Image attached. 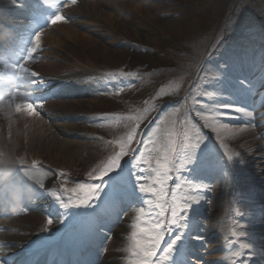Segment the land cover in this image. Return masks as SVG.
Wrapping results in <instances>:
<instances>
[{
	"label": "rangeland",
	"instance_id": "374dc122",
	"mask_svg": "<svg viewBox=\"0 0 264 264\" xmlns=\"http://www.w3.org/2000/svg\"><path fill=\"white\" fill-rule=\"evenodd\" d=\"M86 1L95 3L97 10L77 3L64 8L66 0H59L55 13L66 20L56 23V29L47 22L36 31L40 34V56L27 67L38 80L41 77L50 87L59 84L62 90L46 100L34 101L37 116L44 122H48L46 117L68 116L58 122L53 134L65 140L63 131L67 129L74 136L69 140L94 148L86 147L82 158L62 170L50 166L41 146L31 149L21 144L14 151V155L26 152L30 158L33 153L38 161L29 168L50 178L40 197L41 210L15 215L22 220L21 231L39 241L61 240L70 245L80 238L76 227L96 206L117 202L122 204L121 223L115 225L121 231L115 227L104 235L96 264H130L131 225L137 209L147 207L132 173L144 169L141 174L147 179L142 183L150 185L156 177L153 169L157 158L168 139L174 137L178 144L183 140L189 147L176 161L182 170L169 173L173 179L167 184L165 199L171 202L175 190L177 203H183L186 193L200 200L188 213L190 228L186 232L173 229L174 234L183 232L178 243L199 254L204 264H210L209 260L223 249V238L239 240L234 249L246 257L254 249L264 253V93L257 97V92L264 90V0ZM102 1L115 4L105 7ZM108 16L112 23L104 21ZM10 17L4 13L0 25L1 20L12 22ZM22 23L33 25L27 19ZM32 39L28 49L35 46ZM251 78L252 84L240 83ZM38 80L29 92L45 94ZM235 108L243 110L237 112ZM200 138V147L192 148ZM122 148L128 155L104 178L106 187L94 208L67 209L57 217L44 213L51 209L53 194L65 199L70 194L62 188L71 189L77 182L95 183L89 173L102 169ZM202 178L209 182L200 191ZM187 182L198 191H190ZM11 218L13 215L0 220ZM49 218L53 219L51 224ZM241 220L249 222L243 236L239 235ZM69 222L74 228L67 231L70 239L63 241L59 237L65 230L56 229L58 224ZM241 238L247 241L240 242ZM241 244L249 246L242 248ZM0 251L4 252L2 248ZM257 256L256 251L252 257Z\"/></svg>",
	"mask_w": 264,
	"mask_h": 264
},
{
	"label": "bare ground",
	"instance_id": "6f19581e",
	"mask_svg": "<svg viewBox=\"0 0 264 264\" xmlns=\"http://www.w3.org/2000/svg\"><path fill=\"white\" fill-rule=\"evenodd\" d=\"M17 1V5H12L7 0H0V8H5L6 12L8 13L12 12L14 19L17 20L14 24H12L14 31H21V29L23 30V26H25L20 20L23 17L21 14H19L20 6L31 9L32 11H29V13L31 14L36 8V5L51 8L53 11H55L56 8H60V5H58L59 0ZM76 3L80 7H84L87 10H91L93 12L97 10V5L95 3L90 1L88 2L86 0H76L75 3H72L71 0H66V3L63 5V7L66 8L68 5H75ZM101 3L105 7H111L115 4H109L108 2L107 4L103 3V1ZM48 11H43L45 12V15L43 17H46L49 20L51 19V17L49 16L51 14V11ZM3 13L4 12H0V14ZM104 21L106 23H112V18L110 16H108V18L105 17ZM51 26H53L54 29H56L57 27L55 26V24H51ZM58 27L59 29L62 28V26ZM35 28V26L27 27L26 32H28L29 34H26V36H13L10 42H13V45H10L6 40L3 41V46L6 48L7 53L9 52L11 54L10 56H12L9 61L4 56L5 52L1 50L2 40L0 41V87L6 84L3 79V74H13L16 77V82H18L21 86L20 90L22 91V93L19 92L15 94L14 91H12L14 86H11L9 87V89H7V91L9 92L5 93L6 95H9V97L7 99L6 97L0 98V103H3L0 105V195L7 194V197H5L4 199L5 201H8L9 204H11L12 202H17L18 204H26L29 203L28 200L32 195L36 194L41 196L42 193H44V187L47 185L50 179L49 176L44 174L42 171H37L35 169L33 170L29 168L32 165V162L38 161V158L35 157L33 153L31 158L26 152L24 154H13L21 144L26 145L31 149H36V145H38L39 147L41 146L43 149H45L49 157L48 163L54 170L67 169L70 164L74 163L77 159L82 158L81 155H84L86 147L94 148V146L85 144V142L69 140V138L72 139V137L74 136H70L67 129L63 131V135L64 137H66L65 140L60 141V138L57 135L53 134L52 130L59 127L58 122L60 120L67 119L68 116L60 118L55 116H45V120H47L48 122H44L37 115L29 116L23 111L19 113L15 111L14 105L16 103H24L26 101L30 102L28 101L26 92L34 89L32 88L33 83L38 80V77L31 76V73L29 71L25 73L20 69V67L16 66L17 62H19L20 60H24L23 65L24 67H27L29 63H36L35 61L39 58L40 53L36 51L35 53H33V58H30L27 60V62H25L24 58L28 55V51L30 50V48L26 51L25 54L24 52L20 51L30 35H32L31 38H34L36 32L34 34L32 33L33 29ZM1 31L2 30H0V35ZM40 50H42V48H40ZM39 81L43 86H45L44 89L47 90L46 93H49L50 91L62 92V90L59 89V84L53 83L54 85L50 87L48 86V83L41 77L39 78L38 82ZM11 83L13 82L7 84L9 85ZM240 83L251 84L253 83V78L243 79V82ZM46 87H50L51 89H47ZM263 93L264 90H259L257 92V97H260ZM24 96L27 97L25 98ZM34 96H36V94H31L29 95V98L32 99L31 97ZM18 98H20L21 100ZM12 117L15 118L11 119ZM205 174L207 175L208 172H206ZM21 178H23V180H21ZM26 181H28L27 184H25ZM206 182L209 181H207L205 178H202V180L198 182L199 184H201L199 185L201 186L200 191L206 189L207 185H204ZM55 196L57 195L53 194V198H51L52 207L54 208V211H51V213H53L54 216L57 217L60 214L61 209H59L60 203L58 200H56ZM5 201L3 200L0 202L4 203ZM56 202L57 204H55ZM30 206L35 207V201H31ZM121 206L122 204H114L110 207L106 205V207H104L105 211L102 209V206L100 208L99 206H96V209L91 211V213L94 215V218L92 216L90 217V219L92 218V220L94 221L95 227L91 229L84 224H80L77 227L80 233V239L75 240V242L73 241L72 245H66L71 246L72 248L70 258H67V256L64 254L66 253V246H64V250L60 249V252L57 254L58 247L61 248V245H59L57 241H38L33 234H24L19 228L22 220L19 217L15 216L10 221L0 222V227H5L4 230L0 231V242L5 243L4 250L7 251L5 254L19 250L32 251L34 248H38L41 246V253H43L44 255H48V257L34 255L33 257H35L39 261V264H92L91 262H93L94 259L93 255L90 258L89 254L86 255L85 253L90 250V248L98 249L99 247H97V245L101 242V239L104 236L103 233H105V231L107 232L113 226L116 227L115 229L118 232L121 231V228H119L120 226L118 227L115 225L118 221L116 213H118V209H122ZM6 207L7 206H5V208ZM113 220L115 221L113 222ZM110 222H113L111 226H109V224H111ZM119 222L121 223V221ZM248 223V221H245L242 224L243 227L246 228L248 226ZM186 224V229H182V231L184 232H186L190 228L189 220H186ZM68 225L70 227L73 226L70 222L63 225L60 223L58 224L56 231L61 232L62 229L64 231L65 227H67ZM67 231L71 232V230ZM69 232H65L64 235H61V238H63L64 240L70 239L71 233ZM74 237L76 238V235ZM225 239L228 238L222 239L223 241L221 242V246L222 248H227L226 250H228L232 246V243H229L228 246L226 242H224ZM230 239L232 240V238ZM177 244L178 245H176L175 247L171 264H204L200 255L190 254L185 246L179 243ZM254 251H257V254H259V256L255 257L256 259H252L251 257H243V254H239L237 256L238 253L236 249L231 251V253L226 256L227 251L225 253L224 249H220V252L217 254V256L213 257V259H210L209 261L210 263L215 264H220L221 262H228L231 264H264V253L259 251L258 249H254L253 253ZM16 257L18 258L19 256ZM29 258H31L29 255L21 256V258L17 261H14L13 264H28ZM38 261H35V263H38ZM108 264L118 263L113 262Z\"/></svg>",
	"mask_w": 264,
	"mask_h": 264
},
{
	"label": "snow or ice",
	"instance_id": "6c2138e0",
	"mask_svg": "<svg viewBox=\"0 0 264 264\" xmlns=\"http://www.w3.org/2000/svg\"><path fill=\"white\" fill-rule=\"evenodd\" d=\"M75 3L76 0H71ZM66 17L62 16L58 12L51 16L48 21L50 24H56L63 22ZM40 34L37 32L33 38L34 47L28 51V55L24 58L25 62L28 59L33 58V53L39 48ZM23 72H28V68L23 64L19 65ZM32 76H36L35 72L31 73ZM15 111L25 112L29 116L37 115L35 102L16 103L14 105ZM224 107H231L225 105ZM241 108H235V111H242ZM225 113H220L224 115ZM135 132L128 137V143H131ZM203 143V139L200 138L199 142L192 144V148H199ZM189 147L188 143L183 140L177 143L174 137H170L167 143L163 146V153L157 158V167L153 169L156 173V177L152 180L150 185L142 183L147 179L141 173L144 169L139 171H133L132 178L135 183V187L139 194L143 197V204L147 207L141 206L137 209L136 216L132 222L131 239L132 248L130 249V264H171L175 247L181 240L183 232H176L174 234L173 229H186L187 216L194 204L200 203L197 196L185 194L183 197V203H177L175 198V190H173V199L170 202L165 199L168 195L167 184L173 179L169 174L173 170L180 172L182 165L177 166L176 161L181 159V153ZM221 147H224L222 144ZM134 151V150H132ZM128 155V151L121 149L114 157H112L108 163L102 169H94L89 173L92 180L95 183L77 182L76 186L69 188H62L64 193H70L66 199L57 195L56 200L60 201V208L67 209H92L100 201L101 195L106 187L104 178L111 172L116 170L122 162V158ZM187 155V154H186ZM195 153L191 154L190 164L193 161ZM228 161H232L231 155L227 156ZM148 163V161H144ZM242 163V161H241ZM177 180H181L180 177H176ZM190 185V191H198L197 187L192 182H187ZM151 198H148V197ZM53 222L52 218H49L48 223ZM61 223H64L63 218ZM243 236L245 233H240ZM193 239H200L199 237H193ZM247 244H241V247H248ZM0 264H6V261H0Z\"/></svg>",
	"mask_w": 264,
	"mask_h": 264
},
{
	"label": "trees",
	"instance_id": "16d2710c",
	"mask_svg": "<svg viewBox=\"0 0 264 264\" xmlns=\"http://www.w3.org/2000/svg\"><path fill=\"white\" fill-rule=\"evenodd\" d=\"M188 99H189V97H188Z\"/></svg>",
	"mask_w": 264,
	"mask_h": 264
}]
</instances>
